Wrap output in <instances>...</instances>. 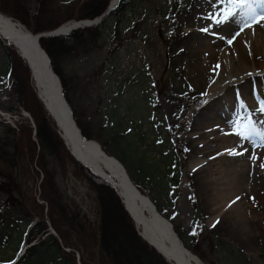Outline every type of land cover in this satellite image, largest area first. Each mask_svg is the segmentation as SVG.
<instances>
[{
  "label": "rangeland",
  "instance_id": "rangeland-1",
  "mask_svg": "<svg viewBox=\"0 0 264 264\" xmlns=\"http://www.w3.org/2000/svg\"><path fill=\"white\" fill-rule=\"evenodd\" d=\"M30 5L34 7V2ZM232 10L226 0H131L125 17L119 22L118 38L114 39L110 33V27L116 24L112 21L105 27L100 47L89 54L69 57L63 63V71L72 86L76 82L82 104H86L87 96L94 98L92 107L85 113L92 124L96 121L92 113L94 108L105 115L117 111L114 123L109 120L96 123L103 127L104 132L120 129L121 135L106 139L101 137L103 133L100 132V135L95 134L96 139L109 153L127 163L134 181L161 213L174 226H181V233L190 231L200 220L212 238L211 245H203L201 240L194 241L198 243L205 264H264V224L260 223L262 234L255 236H243L239 231L235 234L227 223L210 227V202L202 193L197 171L188 170L193 161L191 142L185 136L187 129L192 131V127H187L189 114L195 127L200 128L209 114L200 115L198 111H206L208 107L207 113L218 114L230 105L229 100L232 99L238 118L233 126L228 127L235 128L232 131L237 132L240 126L246 124L241 119L249 106L243 110L241 102L248 95L256 103L250 109L252 121L257 126L264 120V112L260 111L264 105V72L245 83L232 85L203 108V91L208 84L203 82L206 74L196 61L193 64L189 62L193 51L188 52V48L199 45L203 37L190 36L192 29H187L185 25H199L201 29H207L206 38L213 46L232 47L233 43L226 44L228 37L219 33L223 30L224 14ZM217 18L222 22L217 23ZM228 26L233 27L229 35L234 34L235 27L232 24ZM13 54L15 56L12 47L0 37V104L4 106L3 111H18L14 114H19L21 118L24 108L19 105L18 92L22 91L23 84L28 87L30 74L28 70L27 73L24 71L25 75L16 76L15 82L10 73ZM15 63L18 64L16 60ZM16 83H19L18 89L14 87ZM244 140L240 137L238 145L241 146ZM251 141L258 142L255 144L257 151L264 150V146H260V137H252ZM48 166L52 167V164ZM71 170L69 166L65 173L58 174L57 183L61 193L74 201L82 210V216L89 220L85 221L86 231L89 230L87 233L70 231L67 227L62 229L67 232L70 241L71 252L66 253L67 260L72 264H81L82 259L89 261L98 255L100 216L97 215L94 194L84 181L73 176ZM263 171H256L253 181L258 192L250 196L251 207L261 215L264 212L256 195L260 193L264 181ZM22 175L19 184L25 188L24 193L29 191V195L39 198L40 179L36 180L31 162H26ZM253 176L254 173L251 174L252 179ZM115 210V207H109L108 216L117 229L122 222L111 220L115 218ZM227 220L224 219L225 222ZM28 227L29 223L22 222L15 242L6 249H0V264H16L20 260L26 248L24 233ZM89 236L90 243L86 240ZM78 237L82 240L76 239ZM39 254L43 251L40 250ZM44 257L47 261H33L35 264H51L49 255ZM29 261L24 264H30Z\"/></svg>",
  "mask_w": 264,
  "mask_h": 264
},
{
  "label": "bare ground",
  "instance_id": "bare-ground-1",
  "mask_svg": "<svg viewBox=\"0 0 264 264\" xmlns=\"http://www.w3.org/2000/svg\"><path fill=\"white\" fill-rule=\"evenodd\" d=\"M232 11L237 13L236 16L224 22L221 28L223 30L219 32L221 36L224 34V37H228V40L237 32L240 33L235 36L232 47H224L221 44L213 46L207 40V33L201 29V26L185 25L187 29H192L190 36L203 37L199 45L196 47H191V45L188 48V52L193 51L189 62L193 64L196 61L206 74L203 82L204 85L208 84L203 91L205 94L203 108L215 96L224 94L232 85L245 83L264 72V26L256 24L252 28H245L241 31L240 11L238 9ZM230 24L235 27L232 35H229L233 30L232 26H228ZM67 27L64 25L59 28V31ZM0 33L23 55L27 65L30 66L32 84L44 102L42 104L45 108L47 107L46 110L51 111L50 115L56 120L70 150L76 158L92 166L114 184L127 210L135 219L139 232L154 243L172 264H203L202 261L185 252L177 243L176 233L172 231L174 224L170 221L164 223L142 192H136L126 186L119 167L107 162L95 147L82 141L83 138L72 123L66 107L59 104L51 90V86H56L58 80L48 60L39 54L34 35L26 27L1 13ZM212 72L215 74L212 75ZM254 100L252 96L247 95L246 99L244 98L241 102L242 106L244 105L243 110L245 106H249L242 121L251 120L247 115L256 104ZM229 102L230 105L220 110L218 114L207 113L208 107L206 111H198L200 115L205 112L209 114L200 128L195 127L192 116L189 114L187 127H192V131L189 132L187 129L185 136L191 142L193 161L188 170L197 171L202 193L208 203L210 202L208 206L210 227L227 223L228 228L235 234L239 231V234L242 233L243 236L261 235L262 225L260 223L264 224V214L261 215L251 207L250 196L258 192L253 180L257 176V170H264V167H261L264 164V150L257 151L255 144L258 142L251 141V139L244 140L241 146L238 145L240 136L232 131L235 128L228 127L236 123L238 113L234 109V101L230 99ZM257 128L264 130V120L258 123ZM230 149L240 154H229ZM255 161L257 162L254 163ZM252 173H254L253 179ZM260 193L256 196L264 212V181L261 183ZM226 218L228 220L225 222ZM86 240L90 243L89 238Z\"/></svg>",
  "mask_w": 264,
  "mask_h": 264
},
{
  "label": "trees",
  "instance_id": "trees-1",
  "mask_svg": "<svg viewBox=\"0 0 264 264\" xmlns=\"http://www.w3.org/2000/svg\"><path fill=\"white\" fill-rule=\"evenodd\" d=\"M31 2H34V7L30 5ZM108 3L109 0H0V11L20 20L35 33H38L53 30L67 20L94 19L106 10ZM125 4L126 2H123L113 12L111 18L105 20L101 25L81 28L73 31L68 36L42 40V46L51 58L55 72L61 77L66 98L75 111L78 125L87 138H94L96 137L95 134L100 135L98 134L100 131L94 127L90 119L85 117L83 111L85 106H81L80 99L77 97L78 94L74 89L75 82L71 88L70 80L64 75L63 63L69 57H77L96 51L103 40L104 28L107 23L115 16L123 18ZM27 17L29 20H27ZM110 31V33H113L112 36L116 38L120 32L119 25L117 24ZM20 71L22 73V69ZM24 88L21 89L19 98L37 121V137L42 150L37 151V145L32 139V129L29 126H21V134L16 137L12 133L13 129L0 128V247L9 245L12 242L14 230L22 219L34 218L23 195L18 196L21 193L18 181V178L21 179L20 170L28 160L38 167V171L36 170L37 175L40 174L39 171L43 172L42 198L49 204L52 225L63 242L70 246L68 243L69 236L67 232L62 230L64 227H67L70 231L87 233L86 223L82 222L77 207H70L64 203L60 190L55 184V173L46 166L47 158L45 157L47 154L53 158V162L62 171H65V167L70 164L76 166L75 174L87 181L90 189L96 194L100 211L99 264H168L137 234L133 221L125 211L114 189L74 162L63 141L51 123L45 118L38 101L35 99L28 100L29 97H32L29 96L28 89ZM88 99H90V96H87ZM108 118L110 121L114 120L113 115L109 114ZM13 131L17 133L15 130ZM113 134H116V132H105V135ZM34 206L38 216L43 218V206L36 201ZM109 207L116 208L115 218H111V220L117 219L116 221L122 222L117 229L109 221ZM41 218L30 232V240L46 231L47 224ZM207 233L203 225H197L193 231L184 232L181 235L186 246L196 254H200L198 243L194 241L201 240L203 245H211L212 238ZM77 239L82 240L79 237ZM40 248L53 250L52 259L55 264H69L60 258V255L64 252L60 248L56 237H47L38 246L31 248L26 257H38L37 252Z\"/></svg>",
  "mask_w": 264,
  "mask_h": 264
},
{
  "label": "snow or ice",
  "instance_id": "snow-or-ice-1",
  "mask_svg": "<svg viewBox=\"0 0 264 264\" xmlns=\"http://www.w3.org/2000/svg\"><path fill=\"white\" fill-rule=\"evenodd\" d=\"M226 2L233 9H238L240 11V20H241V31L245 28H252L256 24L264 26V0H226ZM235 11H227L223 16V21L226 22L236 16ZM222 20L217 18V23H221ZM207 31V29H204ZM240 33L237 32L235 36H238ZM233 36L228 40V43H233L235 39ZM219 67V65H217ZM261 112H264V105L260 108ZM238 136L242 139H251L252 137H260L261 145L264 146V130L257 128L256 124L248 120L246 124L240 126V130L236 132ZM229 154L239 155L240 153L233 150H228ZM264 167V164L261 165ZM235 202V201H234Z\"/></svg>",
  "mask_w": 264,
  "mask_h": 264
},
{
  "label": "water",
  "instance_id": "water-1",
  "mask_svg": "<svg viewBox=\"0 0 264 264\" xmlns=\"http://www.w3.org/2000/svg\"><path fill=\"white\" fill-rule=\"evenodd\" d=\"M76 25H73V26H71L70 28H74ZM58 34H60V32H52V33H50V34H48V35H45V34H39V35H37V36H34L33 38H34V42H35V44H36V47H37V49L39 50V54L41 55V56H46L47 57V54H46V52L43 50V48H42V46H41V43H40V41H41V39L42 38H44V37H46V36H52V35H58ZM47 59H48V57H47ZM53 89H55V91H54V93H55V95L57 96V100H58V102H59V104H64V105H66L67 103H66V101H65V98H64V96H63V94H62V91H61V89H60V87H59V85H58V87H57V85L55 86V85H52L51 86ZM104 154V153H103ZM105 155V154H104ZM106 156V155H105ZM107 157V156H106ZM109 160H112L111 158H109V157H107ZM113 161H115V160H113ZM114 163H116V164H118L121 168H122V171H123V175H124V179H125V181L127 182V183H129V185H130V181H129V178H128V176H127V174H126V171H125V169L121 166V164L119 163V162H117V161H115ZM180 242V241H179ZM180 246L184 249V247H183V245L181 244V242H180ZM185 250V249H184ZM186 251V250H185Z\"/></svg>",
  "mask_w": 264,
  "mask_h": 264
}]
</instances>
